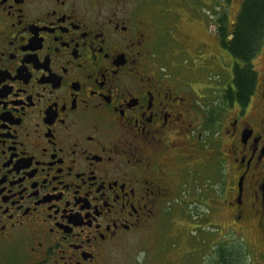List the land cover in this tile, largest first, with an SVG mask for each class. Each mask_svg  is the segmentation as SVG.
Here are the masks:
<instances>
[{
  "label": "flooded vegetation",
  "instance_id": "af4514ba",
  "mask_svg": "<svg viewBox=\"0 0 264 264\" xmlns=\"http://www.w3.org/2000/svg\"><path fill=\"white\" fill-rule=\"evenodd\" d=\"M246 1L167 51L162 0H0V264H103L170 204L202 263L264 264V32L244 95L226 47Z\"/></svg>",
  "mask_w": 264,
  "mask_h": 264
},
{
  "label": "rangeland",
  "instance_id": "374dc122",
  "mask_svg": "<svg viewBox=\"0 0 264 264\" xmlns=\"http://www.w3.org/2000/svg\"><path fill=\"white\" fill-rule=\"evenodd\" d=\"M213 1L214 6L210 9ZM233 2V6L237 4V0ZM224 4L223 0H162L163 22L159 31L162 32V43L165 45L159 47H166L168 51L170 46L186 41L189 48L195 50L201 37L206 36L203 30L208 24L207 10L212 23L209 30L216 32L218 25L215 18L217 11H224V8L218 9ZM234 12L235 9L232 10ZM167 39L174 41L169 43ZM163 62L166 63L164 59ZM176 209L170 204L148 228L120 242L117 249L105 257L103 264H205L202 262L206 261L204 257L209 251V230L206 222L196 219L185 226L187 223ZM187 229L192 230L190 234L193 237L189 241L183 236Z\"/></svg>",
  "mask_w": 264,
  "mask_h": 264
},
{
  "label": "trees",
  "instance_id": "16d2710c",
  "mask_svg": "<svg viewBox=\"0 0 264 264\" xmlns=\"http://www.w3.org/2000/svg\"><path fill=\"white\" fill-rule=\"evenodd\" d=\"M218 15V14H217ZM220 18L218 21H223ZM264 32V0H247L238 17L236 35L231 45L226 46L231 54L247 64L244 68L236 66L237 82L240 95L246 94L244 89L250 80L249 58L255 51L259 34Z\"/></svg>",
  "mask_w": 264,
  "mask_h": 264
}]
</instances>
